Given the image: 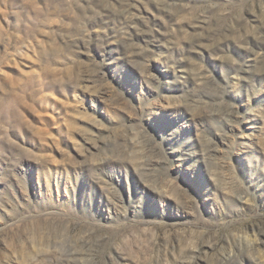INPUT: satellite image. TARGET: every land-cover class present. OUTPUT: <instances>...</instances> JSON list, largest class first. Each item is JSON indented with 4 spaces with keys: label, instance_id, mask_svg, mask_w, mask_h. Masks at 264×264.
Returning a JSON list of instances; mask_svg holds the SVG:
<instances>
[{
    "label": "rangeland",
    "instance_id": "1",
    "mask_svg": "<svg viewBox=\"0 0 264 264\" xmlns=\"http://www.w3.org/2000/svg\"><path fill=\"white\" fill-rule=\"evenodd\" d=\"M0 264H264V0H0Z\"/></svg>",
    "mask_w": 264,
    "mask_h": 264
}]
</instances>
